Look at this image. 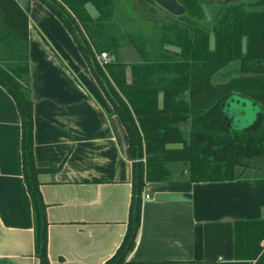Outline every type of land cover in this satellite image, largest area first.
Returning <instances> with one entry per match:
<instances>
[{
  "label": "crops",
  "instance_id": "1",
  "mask_svg": "<svg viewBox=\"0 0 264 264\" xmlns=\"http://www.w3.org/2000/svg\"><path fill=\"white\" fill-rule=\"evenodd\" d=\"M28 4V50L19 63L27 66L33 102L48 259L106 264L128 231L134 164L129 137L74 35L40 0ZM86 8L98 18L91 3ZM120 55L127 64L142 61L134 49H121ZM160 193H180L189 201L158 202ZM35 220L24 174L22 117L0 85V264H40ZM263 221L264 177L147 183L136 246L124 264H257L248 259L256 245H240L237 225Z\"/></svg>",
  "mask_w": 264,
  "mask_h": 264
},
{
  "label": "trees",
  "instance_id": "2",
  "mask_svg": "<svg viewBox=\"0 0 264 264\" xmlns=\"http://www.w3.org/2000/svg\"><path fill=\"white\" fill-rule=\"evenodd\" d=\"M40 1L78 41L129 137L134 164L128 231L106 264H124L134 250L147 183L264 177V0H255L256 10L233 1L222 4L211 21L204 8L210 5L208 0H178L186 8L180 17L153 0H137V5L125 0L130 4L129 21L145 20L148 38L120 30L113 15L116 0ZM89 3L98 18L91 17ZM149 5L158 6L172 19L161 23L148 17ZM28 9L29 4L22 8L20 0H0V38L16 60H23L28 50ZM124 47L136 50L142 61L124 63L120 55ZM104 52L111 60L102 65L97 55ZM20 64L0 66V85L15 99L22 117L24 174L36 215V254L40 264H50L46 207L34 160L33 102L25 79L27 66ZM252 111L255 119L241 125ZM237 233L240 245L248 249L256 245L248 259L263 264L264 221L238 224Z\"/></svg>",
  "mask_w": 264,
  "mask_h": 264
},
{
  "label": "rangeland",
  "instance_id": "3",
  "mask_svg": "<svg viewBox=\"0 0 264 264\" xmlns=\"http://www.w3.org/2000/svg\"><path fill=\"white\" fill-rule=\"evenodd\" d=\"M132 1L136 5L138 4L137 0H132ZM230 1H233L232 3L245 4L247 6L250 5V9H252V10L257 9L255 6V2H256L255 0H216V1L215 0H211V1L208 0L210 5L204 6L207 20L211 21L212 18L217 13L218 8H220L222 4L226 5ZM129 6H130L129 1L116 0L115 10L113 13L114 20L118 21L117 24L119 25V28L121 31H123V32H134V33L136 32V34H139L140 36H142L144 38H148V36L150 34V28H144V27H146L145 20H143L140 17L141 21L137 20V19H136L135 23H132L129 21V18H128L129 14H130ZM153 9L156 11L155 13L151 12V10L153 11ZM146 15L150 18L156 19L157 22H161V23H167L172 19L171 16H169L164 10H162L161 8H159L158 6H155V5H149ZM147 26H148V24H147ZM211 38L212 39L210 41V46L213 48L214 47V38H213V36ZM0 44H2L4 46V47H1L2 49H0V52L2 53V55L0 53V66L4 65L3 67L9 68L12 66L18 67V64L21 65L20 63H18V61H20V60H16V58H13L14 53L11 52L12 50H10V48H6L4 39L0 38ZM126 48H129V47H124L122 49H126ZM172 49L175 51H179V49H177L175 47ZM23 54L25 55V51L22 52V55ZM107 54L111 60V56L109 55L108 52H107ZM26 55H27V53H26ZM128 55H129V59H125V60H132L133 57L135 56L134 53L128 54ZM9 59H11V60H9ZM121 59L124 60L123 57H121ZM254 119H255V112L252 111V112L248 113V119L245 120V122H243L241 125H247V123L252 122ZM177 169L178 168H176V170Z\"/></svg>",
  "mask_w": 264,
  "mask_h": 264
},
{
  "label": "water",
  "instance_id": "4",
  "mask_svg": "<svg viewBox=\"0 0 264 264\" xmlns=\"http://www.w3.org/2000/svg\"><path fill=\"white\" fill-rule=\"evenodd\" d=\"M29 0H22V8H26ZM157 5L168 13L180 17L185 15L186 8L179 3L178 0H153ZM155 200L158 202H187L189 199L180 193H160L157 194Z\"/></svg>",
  "mask_w": 264,
  "mask_h": 264
},
{
  "label": "built area",
  "instance_id": "5",
  "mask_svg": "<svg viewBox=\"0 0 264 264\" xmlns=\"http://www.w3.org/2000/svg\"><path fill=\"white\" fill-rule=\"evenodd\" d=\"M20 1H22V0H20ZM99 58H100V63L102 65H105V64L110 62V58H109L108 54L105 52L102 53ZM146 198L150 199V196L148 195ZM261 248H262V254H264V241L261 242Z\"/></svg>",
  "mask_w": 264,
  "mask_h": 264
}]
</instances>
